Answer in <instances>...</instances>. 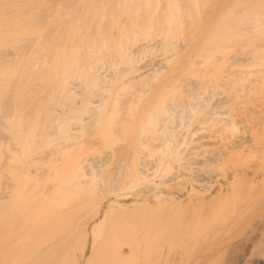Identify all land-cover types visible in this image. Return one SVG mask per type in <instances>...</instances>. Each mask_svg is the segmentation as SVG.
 <instances>
[{"label":"bare ground","instance_id":"bare-ground-1","mask_svg":"<svg viewBox=\"0 0 264 264\" xmlns=\"http://www.w3.org/2000/svg\"><path fill=\"white\" fill-rule=\"evenodd\" d=\"M130 261L264 264V0H0V264Z\"/></svg>","mask_w":264,"mask_h":264},{"label":"rangeland","instance_id":"rangeland-1","mask_svg":"<svg viewBox=\"0 0 264 264\" xmlns=\"http://www.w3.org/2000/svg\"><path fill=\"white\" fill-rule=\"evenodd\" d=\"M179 128H180V127H178V128L176 129V132L179 131ZM134 136H135V135H134ZM120 153H121V151H120L119 149L116 148V149L113 151V157H117V156H119ZM107 154H108V152H106V150H105V151H102V152L99 154V156H105V155H107ZM109 155H110V154H109ZM147 156H148V155H147ZM147 156H146V157H147ZM149 157H153V156L150 155ZM151 160H153V159H150V158L148 159V158H146V160H144V161H145L144 171H145L146 173H149L150 178L157 182V180H158V178H159V176L157 175V173L159 174V164H158L156 161H153V162H152ZM92 164H93L92 161L87 162V166H89L92 170H95V168H94V166H93ZM92 166H93V167H92ZM109 166L111 167V169H112L113 171H115V170L117 169L116 166H114V164H110ZM174 170H175V169H174ZM127 171H129V169H128V167H127V164H126L125 159H123V162L121 163L120 168H119V173H118L117 181L115 182V184H119V183H120V181L122 180V178L124 177V175H125V173H126ZM161 185H162V184H156V183H155V185H153V186L145 187L141 192H139V194H140L139 197H142V200L144 201V203H147V199H149L150 196H152L156 190L160 189V186H161ZM144 205L147 206V204H144ZM144 205L141 206V207H145ZM99 229H101V228H99ZM90 238H91V234H90V232L88 231V232H87V237H86L87 242L90 241ZM128 263L133 264L132 261H130V262H128Z\"/></svg>","mask_w":264,"mask_h":264}]
</instances>
